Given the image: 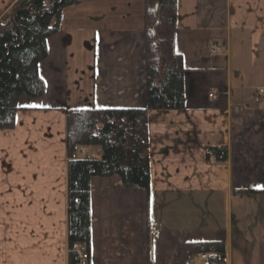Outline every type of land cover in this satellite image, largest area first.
I'll return each instance as SVG.
<instances>
[{"label":"crops","instance_id":"1","mask_svg":"<svg viewBox=\"0 0 264 264\" xmlns=\"http://www.w3.org/2000/svg\"><path fill=\"white\" fill-rule=\"evenodd\" d=\"M144 10L105 28L66 29L60 14L39 64L45 93L22 95L14 127L0 129V264H67L68 162L103 159L99 146L69 154L67 111L145 106ZM175 50L185 107L147 113L148 193L89 179V262L205 264L183 245L223 241L225 264H264V106L252 99L264 89V0H177Z\"/></svg>","mask_w":264,"mask_h":264},{"label":"trees","instance_id":"2","mask_svg":"<svg viewBox=\"0 0 264 264\" xmlns=\"http://www.w3.org/2000/svg\"><path fill=\"white\" fill-rule=\"evenodd\" d=\"M81 1L13 0L1 15L0 129L14 127L22 95L40 98L45 93L39 64L48 55L47 39L59 31L62 10ZM144 2L145 106L67 111L69 154L77 145L99 146L103 152L102 160L72 159L67 165V264H90L89 179L118 175L125 187L139 186L148 193L151 152L147 113L185 107L183 79L186 69L181 54L175 50L177 0ZM211 153H221L217 156L220 160L227 157L225 147H212L207 156ZM78 247L87 254L82 262L76 252ZM198 253L207 255L205 264H225L223 241L183 245L185 259Z\"/></svg>","mask_w":264,"mask_h":264},{"label":"rangeland","instance_id":"3","mask_svg":"<svg viewBox=\"0 0 264 264\" xmlns=\"http://www.w3.org/2000/svg\"><path fill=\"white\" fill-rule=\"evenodd\" d=\"M143 5L144 0H84L77 5L65 7L61 12V17L66 29L90 26L95 21L99 28H105L106 24L113 27L134 26L141 19ZM111 9L116 11L113 17L109 16ZM119 15L121 16L118 17ZM72 51L76 57L81 53L79 49Z\"/></svg>","mask_w":264,"mask_h":264},{"label":"built area","instance_id":"4","mask_svg":"<svg viewBox=\"0 0 264 264\" xmlns=\"http://www.w3.org/2000/svg\"><path fill=\"white\" fill-rule=\"evenodd\" d=\"M3 20L6 21L7 18L4 17ZM216 52H217V49L213 50V53H216ZM252 99H253V102L258 107L264 106V89L263 88L256 89L253 96H252ZM149 229L151 231L153 230V228L151 226ZM76 252H77L78 258L81 262L87 259V254L83 251V249H81V250L76 249ZM202 258H204V256Z\"/></svg>","mask_w":264,"mask_h":264},{"label":"water","instance_id":"5","mask_svg":"<svg viewBox=\"0 0 264 264\" xmlns=\"http://www.w3.org/2000/svg\"><path fill=\"white\" fill-rule=\"evenodd\" d=\"M154 10H155V12H156V10H157V5H155ZM152 30H153V28H152ZM82 264H85V263L83 262Z\"/></svg>","mask_w":264,"mask_h":264}]
</instances>
